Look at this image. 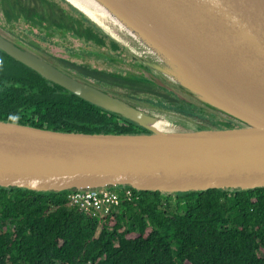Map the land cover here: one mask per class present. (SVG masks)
I'll use <instances>...</instances> for the list:
<instances>
[{
  "label": "water",
  "instance_id": "1",
  "mask_svg": "<svg viewBox=\"0 0 264 264\" xmlns=\"http://www.w3.org/2000/svg\"><path fill=\"white\" fill-rule=\"evenodd\" d=\"M63 1L143 67L140 81L161 87L180 106L91 82L0 29L1 53L147 132L66 133L0 121V188L42 194L130 188L171 197L264 189V0H90L128 32ZM167 112L179 118L176 124Z\"/></svg>",
  "mask_w": 264,
  "mask_h": 264
},
{
  "label": "trees",
  "instance_id": "2",
  "mask_svg": "<svg viewBox=\"0 0 264 264\" xmlns=\"http://www.w3.org/2000/svg\"><path fill=\"white\" fill-rule=\"evenodd\" d=\"M54 1L0 0V19L124 52L74 8L58 0L72 13L69 16ZM0 61V121L11 123L9 117L18 115L19 125L66 133H147L43 80L1 52ZM69 67L113 87L156 94L153 86L139 80ZM159 96L180 106L171 97ZM183 109L221 128L233 127ZM108 190L119 196L118 204L108 215L95 217L70 206V192L0 188V264H264V189L174 197L130 188Z\"/></svg>",
  "mask_w": 264,
  "mask_h": 264
},
{
  "label": "rangeland",
  "instance_id": "3",
  "mask_svg": "<svg viewBox=\"0 0 264 264\" xmlns=\"http://www.w3.org/2000/svg\"><path fill=\"white\" fill-rule=\"evenodd\" d=\"M54 2L56 4H59L66 14L72 16V13H70L66 7L62 6V4L60 3H57L59 2L58 0H55ZM0 29L8 36L12 37L15 40H18L20 43L30 48L32 47L46 59L50 60L51 62L60 67L67 69L73 74L79 75L80 73L70 68L69 66L71 64L80 67H88L90 69L101 71L104 73H111L113 75L118 74L121 75L123 78H129L131 80H139V77L141 78L143 74L144 69H140L139 66L137 67V64L139 65V63L125 51L114 52L110 50L109 46L97 47L92 43H84L83 41L75 39L74 37L68 34H62L63 36L59 37L53 35L49 36L47 33L51 32L52 30L41 32L37 28H34L24 23L23 21H19L17 22V24L10 23L8 25L5 24L3 19H0ZM39 32H41L40 35ZM133 60H135L136 63H134ZM85 77L91 82L96 81L87 76ZM114 88L117 92L121 93L122 95L129 94L137 95V97H140L141 94L138 93V91H134L133 89L124 86ZM154 89L157 95L159 94L162 96H167L168 98L171 97L161 87L157 86L154 87ZM166 114L171 120V122L174 121L173 123L175 124V120H179V118L173 113L167 112ZM193 124L200 123L196 122Z\"/></svg>",
  "mask_w": 264,
  "mask_h": 264
},
{
  "label": "built area",
  "instance_id": "4",
  "mask_svg": "<svg viewBox=\"0 0 264 264\" xmlns=\"http://www.w3.org/2000/svg\"><path fill=\"white\" fill-rule=\"evenodd\" d=\"M129 196L130 191L126 190ZM69 205L91 213L96 217L108 215L111 209L118 204L119 196L108 189L85 190L70 192L68 195Z\"/></svg>",
  "mask_w": 264,
  "mask_h": 264
},
{
  "label": "bare ground",
  "instance_id": "5",
  "mask_svg": "<svg viewBox=\"0 0 264 264\" xmlns=\"http://www.w3.org/2000/svg\"><path fill=\"white\" fill-rule=\"evenodd\" d=\"M71 1L76 3L81 8H83V10L86 11V13L88 15H90L93 19H95L99 23L104 24L108 29H111L110 27L117 28L118 30L124 29V27L122 25H120L111 16L107 15L98 5H96L92 1H90V0H71ZM124 31H127V30L124 29ZM114 32H116V31L114 30ZM132 38H134L133 35H132ZM199 82H201V81H199ZM159 125L156 123L155 128L158 129L160 127Z\"/></svg>",
  "mask_w": 264,
  "mask_h": 264
},
{
  "label": "clouds",
  "instance_id": "6",
  "mask_svg": "<svg viewBox=\"0 0 264 264\" xmlns=\"http://www.w3.org/2000/svg\"><path fill=\"white\" fill-rule=\"evenodd\" d=\"M2 66H3V62L0 61V67H2ZM9 120L11 121V123H12L13 125H15V124H17V123L19 122L20 117H19L18 115H11V116L9 117Z\"/></svg>",
  "mask_w": 264,
  "mask_h": 264
},
{
  "label": "flooded vegetation",
  "instance_id": "7",
  "mask_svg": "<svg viewBox=\"0 0 264 264\" xmlns=\"http://www.w3.org/2000/svg\"><path fill=\"white\" fill-rule=\"evenodd\" d=\"M110 50H111V49H110ZM112 51H113V50H112ZM114 52H117V51H114ZM133 62L136 63L135 60H133ZM138 66H139L140 69H143V67H142L140 64H139V65L137 64V67H138ZM138 70H139V69H138ZM139 71H140V70H139ZM141 74H142V73H141ZM175 101H176V100H175Z\"/></svg>",
  "mask_w": 264,
  "mask_h": 264
}]
</instances>
